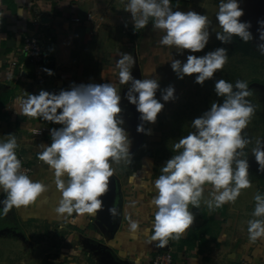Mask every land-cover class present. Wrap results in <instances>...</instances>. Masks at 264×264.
Returning <instances> with one entry per match:
<instances>
[{
  "label": "crops",
  "instance_id": "0c3cea01",
  "mask_svg": "<svg viewBox=\"0 0 264 264\" xmlns=\"http://www.w3.org/2000/svg\"><path fill=\"white\" fill-rule=\"evenodd\" d=\"M219 3L220 0L172 1L173 10L206 14L212 22L210 31L214 29L202 52L186 50L176 55L175 49L160 45L164 33L154 30L151 23L134 32L131 16L125 11L126 0H0V142L14 134L17 149L35 163L29 177L48 186L35 203L0 215V264H146L164 248L172 251L174 264H264V238L252 241L247 231L248 221L255 218L254 196L259 191L256 174L249 176L252 186L241 190L234 203L209 209L202 199L198 209L189 205L195 216L192 227L180 238L169 239L163 248L151 240V200L160 174L149 177L151 185L129 184L128 178V184L119 190L121 213L116 219L99 212L94 216L73 213L67 218L58 217L54 209L60 192L53 172L37 154L43 151L39 145L51 144L50 130L62 125L25 116L18 102V98L38 95L41 90L59 94L74 85L93 83H113L124 94L129 85L118 83L116 61L125 52L135 61L132 75L139 72L143 79L157 78L156 73L164 66L171 69L166 61L172 54L181 61H186L189 54L203 56L217 48ZM34 34L39 36L48 60L40 67L29 65L20 56L24 36ZM44 69L52 70L54 75H47ZM174 75L172 71L164 79ZM209 188L206 186L204 199L210 198ZM4 198L0 193V200ZM131 221L139 224L135 233L129 228ZM38 225L72 231L57 243L45 238L34 245L26 235Z\"/></svg>",
  "mask_w": 264,
  "mask_h": 264
},
{
  "label": "clouds",
  "instance_id": "9594fccd",
  "mask_svg": "<svg viewBox=\"0 0 264 264\" xmlns=\"http://www.w3.org/2000/svg\"><path fill=\"white\" fill-rule=\"evenodd\" d=\"M125 11L130 14L134 32L146 28L150 23L154 30L164 34L160 45L175 49L176 55L202 52L212 35V22L206 14L195 11L173 10L171 0H126ZM244 15L239 0H220L216 21L220 31L215 37L221 44H230L233 37L248 42L252 38L251 24L242 22ZM264 26V21L258 22ZM127 26V25H126ZM264 54V47L261 49ZM172 54L170 64L177 78L195 76V83L203 86L214 80L215 74L228 62V50L216 48L203 56L187 55L186 61ZM135 61L131 54L122 53L116 61L118 83L129 85L125 98L135 105L143 122L137 126L138 133H145L144 123L155 124L164 103L175 99V88L169 86L161 91L160 79H135L132 67ZM47 75L54 73L44 69ZM214 92L223 98L222 103L213 102L209 110L191 122L194 131L179 138L172 151L175 155L161 166V174L154 182L156 195L151 200L154 208L152 241L158 247L168 245L169 239L180 238L192 227L195 216L189 205L198 209L203 199L209 209L234 203L241 190L250 188L248 159H241L243 150L251 140L243 135L255 108L247 99L251 90L247 82L236 81L235 85L224 79L215 80ZM25 116L40 118L62 125L51 129V144H41L43 151L38 159L53 172L60 199L54 211L60 218L73 213L94 216L103 208L105 194L109 191L110 178L114 176V163L127 160L131 155V140L125 131L122 118L121 94L113 83L74 85L59 94L41 90L38 95L28 94L18 98ZM39 134V132L37 133ZM151 134V133H148ZM0 142V215L13 209L27 207L37 201L48 186L35 181L22 171L18 159L17 139L7 135ZM252 150L264 173V141H257ZM206 186L209 199H204ZM255 208L248 221L249 239L264 238V194L254 196ZM116 215V209L109 208ZM130 230L135 233L139 224L131 221ZM137 264L139 262L137 261Z\"/></svg>",
  "mask_w": 264,
  "mask_h": 264
},
{
  "label": "rangeland",
  "instance_id": "374dc122",
  "mask_svg": "<svg viewBox=\"0 0 264 264\" xmlns=\"http://www.w3.org/2000/svg\"><path fill=\"white\" fill-rule=\"evenodd\" d=\"M240 7L244 11L241 21L251 24V49H249L248 54L239 51L240 47L237 45L240 41L237 39L235 43L237 37H233L230 44H221L218 41L216 47L227 48L229 59L224 68L215 74L214 80L206 81L203 86L195 83V76H186L183 80H180L175 74L173 78L165 80L166 76L172 75V69L168 70L165 69V66H162L164 69H159L155 75V77L161 78L160 89L157 91L156 98L159 100L161 91L171 85L175 88V99L166 103L161 100V103H164V108L158 114L155 124H143L145 133L137 132V126L143 123L140 120V113L137 112L135 105L130 104L125 98L127 92L121 94V115L124 120L123 127L131 140V155L127 160H121L119 163L112 165L115 173L110 178L109 191L104 197H101L103 200V208L99 211L101 215L110 216L108 209L114 207L116 209L114 218L116 219L121 213V204L119 205L121 194L119 190L124 183L128 184V178L129 184L149 183L151 185V181L149 182L151 175L154 173L161 174V166L172 155L176 154L172 151L173 145L178 142L179 138L194 131L191 122L209 110L213 102H223V98L217 97L214 92L215 80L218 79H224L233 83V85L236 81L243 80L247 82L251 90V95L247 99L254 106L255 114L243 132V135L249 138L251 143L243 150L244 154L240 158L248 159L249 176H254V174H256V177L258 176V192L264 194V173L258 171L259 165L252 155V150L258 146L257 141H264V54L260 50L264 47V32H260L261 30L264 31V26L258 23L264 17V0H241ZM256 12L260 13L256 15ZM133 77L143 79L142 74L139 72L133 73ZM34 164L32 162V172ZM135 173H138V175ZM142 174H146V176ZM69 231L72 230H64L63 227L49 228L38 225L32 229L31 234L27 233L26 236L30 239V243L34 245L38 241L46 240L45 238L57 243L58 239L62 238L65 233L68 234ZM27 244L31 246L29 243ZM18 252L21 253L22 251L18 250ZM14 254L16 255V253Z\"/></svg>",
  "mask_w": 264,
  "mask_h": 264
},
{
  "label": "built area",
  "instance_id": "2783aa9c",
  "mask_svg": "<svg viewBox=\"0 0 264 264\" xmlns=\"http://www.w3.org/2000/svg\"><path fill=\"white\" fill-rule=\"evenodd\" d=\"M173 0H171L172 2ZM78 22V19H75ZM39 23H37L38 25ZM20 56L32 66L40 67L48 63L38 35H26L22 40ZM18 159L22 162V171L28 176L32 174V162L27 160L19 149H16ZM146 264H174L173 253L170 249H160L155 252Z\"/></svg>",
  "mask_w": 264,
  "mask_h": 264
},
{
  "label": "trees",
  "instance_id": "16d2710c",
  "mask_svg": "<svg viewBox=\"0 0 264 264\" xmlns=\"http://www.w3.org/2000/svg\"><path fill=\"white\" fill-rule=\"evenodd\" d=\"M171 4H172V2H171ZM237 39L240 41V43L237 45L238 47H240L239 51L242 53L244 51L245 54H248L249 49H251L250 40L248 42H244V41L240 40L239 37H237L236 40L234 39L235 43L237 42Z\"/></svg>",
  "mask_w": 264,
  "mask_h": 264
}]
</instances>
